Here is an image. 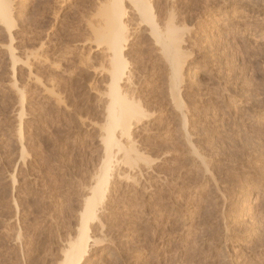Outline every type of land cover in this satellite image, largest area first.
I'll use <instances>...</instances> for the list:
<instances>
[{
    "label": "rangeland",
    "instance_id": "obj_1",
    "mask_svg": "<svg viewBox=\"0 0 264 264\" xmlns=\"http://www.w3.org/2000/svg\"><path fill=\"white\" fill-rule=\"evenodd\" d=\"M156 1L163 16L176 4L189 30L198 34L199 45L190 56L194 58L188 82L191 91L185 102L192 128L206 132L201 144L216 166V181L223 180L218 182L222 190L217 193L212 183L207 185L211 188L196 185L199 175L191 169V161H183L184 154L171 148L173 140L163 135L169 123L166 115L172 113L169 105L170 109L158 112L163 130L157 125L135 136L143 146L141 151L153 160L170 143L171 153L163 152L167 157L163 156L159 169L157 165L150 170L145 167L147 171L142 167V178L133 174L140 180L137 192L124 188L126 193L121 189L108 200L104 217L108 230L85 264H174L180 262L177 255L198 244L201 255L193 264L222 260L264 264V0ZM109 2L13 0L16 55L22 59L35 53L40 56L31 61V71L22 64L13 70L5 48L8 34L0 26V264H58L67 234H76L85 190L104 157L101 135L110 79L102 70L106 65L103 47L95 43L92 27L101 23L99 10ZM136 16L129 11L126 18L132 35L126 54L136 70V81L146 84L166 66L157 59L147 28L137 27ZM30 73L38 82L30 79ZM161 76L155 79L162 81L156 85L159 88H145L152 99L159 98L158 89H166V81L161 79L164 74ZM45 87L59 97L58 103L57 96L47 93ZM17 89L25 96L23 110ZM158 177L164 183L172 179L179 184L171 183L175 188L167 190ZM143 180L148 182L143 183L148 190L142 187ZM160 190L161 198L157 196ZM216 203H220L218 208ZM223 225L230 226L227 239Z\"/></svg>",
    "mask_w": 264,
    "mask_h": 264
},
{
    "label": "bare ground",
    "instance_id": "obj_2",
    "mask_svg": "<svg viewBox=\"0 0 264 264\" xmlns=\"http://www.w3.org/2000/svg\"><path fill=\"white\" fill-rule=\"evenodd\" d=\"M12 1L13 0H0V26H2L4 28V30L6 31V33L8 34V40H9V43H8V45H6L5 48L8 51L10 60L12 61V65H13L12 67H13L14 71H15V67L18 64L24 65L29 71H31V61L40 59V56L38 55V53H35V54H31V56H25V59H22L21 57L19 58L16 55V49L13 46L14 45L13 44L14 43V31H15L16 25L14 22ZM219 1H222V0H219ZM158 2L156 0H110L108 5L106 6V8L101 7V9L99 10L100 14H101V23L97 26L92 27L93 32H94L95 43L98 46L103 47V55H104V59H105L104 61H105L106 65L103 66L102 70L104 71V73L109 75V79H110L109 85L107 88L108 89L107 107H106L107 119L105 122L106 124L103 128L104 129L103 133L101 135V145L103 146V149H104L103 150V152H104L103 156L104 157L101 161L100 168H98L97 172L93 176L92 184H90L88 186V189L86 187L87 190H85V191L87 193V196L84 199L82 209L78 213V222H77L78 224H77V228L75 229L76 234L74 236H72V235L69 236L70 233H68L67 234L69 236V238L67 236L68 240L61 237L65 240H67L68 242L66 243L64 248L61 249L62 254H61L60 260L58 261V264H85L87 262L89 256H90V253L92 252V250L96 246H99L101 242H103L104 237H105V231L108 230V229L105 230L106 225L104 222V217H105V214L107 213L106 212L107 208H109L108 202L110 201V198H113V196L116 195L115 193L119 194V191L121 189H123L121 191L122 193H124L125 192L124 190H126L127 188L130 189L132 187V189H134V190L137 189V187L141 186L140 180L137 177H139L138 175H141L143 173V168H144V171L146 170L145 167L148 168V170H150L157 165L155 167V168H157L159 162L163 161V156L166 154L167 151L169 152V149L171 147V143L169 144L170 147L168 150H165L168 146L166 148H164L163 151H161L163 148L162 145H160L162 148L158 146L159 148H161V150H160L161 154H160V157L158 155L159 158L156 159L158 161L155 163V161H156L155 159L153 160V159H151V156H147L146 153L143 151V149H142V151L144 153L141 151L140 148L143 146L140 147V143L138 144L137 139H136L137 137L135 136V134H136V132L141 131V130L143 132L150 131V130H152V127H155L157 125H158L159 130H163L164 128L162 126V122L158 119V116L160 115L158 112L163 111L164 109H167V108L170 109L169 105L172 107V109H171L172 113H170V114L167 113L168 115H166L169 119V123L166 122V126H165L166 129H164L163 135L164 136L166 135L165 136L166 139L173 140L172 146H173V144H174V146L171 148H173V151L175 150V152L178 151L180 153V151H181L182 155L184 154L182 157L183 161H185V162H186V160L191 161V164L193 166V167L190 166L191 169L192 168H193V170L195 169L194 171L198 172V175H199V177H196L197 174H194L195 176H193V177L198 178V179L195 178L197 180L196 185L199 184L198 185L199 187L201 186V188H204V186L210 187L207 185L212 183V185H215V189L217 191L216 190H211V191H216L218 193V191L222 190V189H220L221 183H218V182L219 181L223 182V180L216 181V178H215L216 175L214 176V173H213L216 166H215V168H214V166H212V164H211L212 158L211 159L209 158L210 160L207 159V157L209 155L206 156L207 153H205L206 152L205 148L202 147V144H201L203 138L205 137L204 136L202 138V135L204 133L206 135V132L199 133V131H198L199 128L198 129H196L195 127L192 128L193 124H191V122H193V121L192 120L190 121V117H189V112H191V111H188L187 105L185 102L186 96L191 91V86H190L191 84L190 85L188 84L189 73H190V63H191L190 61L192 58L190 56H192V52L194 53V51H195V50L193 51L192 48L199 45L198 42L196 41V37H195L198 34L193 33L192 32L193 30L192 31L189 30L188 25H187L188 23H186V19L184 17H182V15L179 13V11H177V9L175 8L176 4H174V6H170L169 10L168 9H167L168 11L166 10L167 13L165 14V16H163L162 13L159 12L160 8L158 9V7H157ZM129 11H130V13L133 11L137 15L136 17H138L137 18L138 19V25H137L138 28H140V27L147 28L146 35L152 40V42L154 44V47L156 49L155 52L157 53L156 56L158 57L157 59H160L162 61V63L166 66V68L164 67L165 70L162 71V68H161L159 70V72H157L158 74L154 73L155 75H153V76H156V77L155 78L153 77L151 82H148L146 80L145 81L146 84H143L140 81H139L140 83L138 81H136V78H137L136 77V70H133V68H132L133 64H131V61L128 58L129 55L126 54L127 48H128V46L132 40V35L129 31V26L127 24L128 21H126V18H127ZM184 15L185 14H183V16ZM258 17H259V15H258ZM192 28L193 27H191L190 29H192ZM256 28H258V27H256ZM192 59H194V58H192ZM14 74H15V72H14ZM163 74H164V77L161 79L166 81V89H164L162 87H161L162 89L161 88L158 89L159 91L158 92L156 91L155 93L157 95L159 94V98H157V99L153 98L154 99L153 100L152 97H149V95L151 96L150 91L145 89V88L148 87V89H151L154 86L156 87V85L162 81L158 80V82H156L155 79L156 78L159 79L160 76ZM29 76H30V79L32 81L38 82V80L35 77H33L31 73L29 74ZM15 87H16V85H15ZM156 88H159V87H156ZM44 89L47 93L52 94L53 97L57 96V95H54L53 94L54 91L49 90V88L45 87ZM17 91L19 92V95L21 98V105H22L21 110H23V108H24L23 103L25 100V96H24V93L22 91H20L18 89H17ZM154 91L155 90H153L151 92L154 93ZM144 92H146V94ZM57 97H55V100L58 103L60 99H59V97L58 98ZM167 112H169V110H167ZM176 121L179 124L176 123ZM175 124H178L179 128L177 126L175 127ZM20 136H21V129H20ZM212 136H213V133H212ZM259 136H258V138H259ZM205 139H208V138L206 137ZM171 140H168V141L170 142ZM260 141H261V139H260ZM223 144H224V142H223ZM149 152L150 151H148V153ZM168 152H167V155H169V153H171V152H169V153ZM217 152H218V150H217ZM217 152H215V153H217ZM209 153H211V152H209ZM234 159H235V157H234ZM165 160L166 159H164V161ZM175 162H177V161H175ZM142 164H143V166H142ZM173 165H171V166H173ZM190 167H187V168H190ZM157 169H159V168H157ZM188 171L190 172V170H188ZM188 171H187V173H189ZM154 172H155V170H154ZM134 173H138V175L135 174L137 177L135 175H133ZM145 173L147 175V172H145ZM170 173L174 176L173 170ZM146 175H145V177H146ZM162 175H163V173H162ZM178 175L180 177V174H178ZM168 176L173 178L171 175H168ZM258 176H260V175H258ZM140 177L142 178V175ZM161 177L160 178L158 177V178L163 180L164 178L162 179ZM176 178L178 179V177H176ZM180 178L182 179V177H180ZM148 179H149V176H148ZM167 179H168V177L166 178V180ZM184 179H185V177H184ZM196 180H194V181H196ZM171 181H172V179H169L168 181H166V183H164L165 180H163V183L166 186L167 190L170 189L171 186H173L172 184H176V185L179 184V182H177L178 180L176 181L178 184L174 183L173 182L174 180L172 182ZM144 182L145 181L143 180L142 187L146 188L145 187L146 185L143 186ZM123 183L127 184V185H125L126 187L124 186ZM145 183H148V182H145ZM222 184H224V183H222ZM225 185H226V183H225ZM153 186H152V190H153ZM192 186H195V185L192 184ZM198 186H196V189ZM150 187L151 186H149L148 188H150ZM124 188H126V189H124ZM144 188H142V189H144ZM128 189L126 191H128ZM146 189H144V190L146 191ZM176 189L174 190L175 192H176ZM162 190L164 193L165 192L164 189H162ZM140 192H142V191L140 190ZM122 193H121V195H123ZM219 193H221V191ZM118 194H117V197L122 198V196L120 195L121 196L120 197ZM157 194H158L157 196H159L161 198L160 195H162V191L161 190L159 192L157 191ZM173 194H175V193H173ZM150 195H152V194H150ZM168 197H170V196H168ZM223 199H225V197H223ZM119 200H117V201H119ZM161 204H162V202H161ZM218 204H220V203H218ZM218 204L216 205L217 207L215 206L216 208H218V206H219ZM224 204H225V202H224ZM222 205H223V203H222ZM215 207H214V209H215ZM225 210L226 209H224L223 212H225ZM220 211H219V214H220ZM223 212L221 213V215L223 214ZM218 215H216V217ZM157 216H159V215H157ZM239 219H241V218H239ZM51 220L54 222L56 219L55 220L51 219ZM45 222H47V220ZM22 225H21V227H22ZM56 227H58V226L56 225ZM228 227H230V226L226 225V227H225V233H226L225 238L226 239L228 238V235L230 233L228 230L229 229ZM109 229H111V228H109ZM18 232H21V231H18ZM26 232H28V231H26ZM58 234L60 235V233H58ZM21 237H22V235L20 236V238ZM27 237H29V234ZM20 238H18V239H20ZM61 238H59V240H61ZM107 240H108V238H107ZM62 242L64 243V241H62ZM28 243H29V241H28ZM28 243L26 242V244H28ZM24 244H25V242H24ZM198 245H194L195 247L192 246L193 247V248L191 247L192 250H191V248L190 249L188 248L189 249L188 253L187 252L184 253L183 251L180 250L181 252H183L182 255H181V253L179 255H177V257H178L177 260H179L180 262L179 263L173 262V263L174 264H185V262H189V264H190V260H192L191 264H193V260L196 259L197 256L201 255V253L199 251L200 247H196ZM262 246H264V245H261V247ZM189 247H190V245H189ZM28 249H29V247H28ZM259 250L261 251V249H259ZM174 253H177V251ZM203 255H205V254H203ZM256 256H257V254H256ZM175 259L176 258L174 256V261H177ZM186 260H189V261H186ZM231 261L232 260H230L228 262L231 263ZM218 262H219V260H218ZM221 262H223V263L219 262L218 264H228L227 260L225 261L227 263H225L223 260ZM205 264H207V263L205 262Z\"/></svg>",
    "mask_w": 264,
    "mask_h": 264
}]
</instances>
